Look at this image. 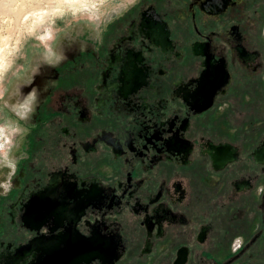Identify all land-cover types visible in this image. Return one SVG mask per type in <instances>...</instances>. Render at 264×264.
Returning <instances> with one entry per match:
<instances>
[{"label":"flooded vegetation","instance_id":"obj_1","mask_svg":"<svg viewBox=\"0 0 264 264\" xmlns=\"http://www.w3.org/2000/svg\"><path fill=\"white\" fill-rule=\"evenodd\" d=\"M96 27L26 70L25 116L1 103L0 264H264V0Z\"/></svg>","mask_w":264,"mask_h":264},{"label":"rangeland","instance_id":"obj_2","mask_svg":"<svg viewBox=\"0 0 264 264\" xmlns=\"http://www.w3.org/2000/svg\"><path fill=\"white\" fill-rule=\"evenodd\" d=\"M129 1L0 0V64L4 65L0 76V124L7 127L10 135V143L0 149L2 181L11 174L14 149L21 133L16 119L11 113L7 115L1 103L4 101L9 108L25 116L26 95L18 94L26 91V70L36 71L35 66L49 56V47L51 51L71 47L67 42L74 32H97L96 26L104 17ZM9 84L8 95L1 98Z\"/></svg>","mask_w":264,"mask_h":264},{"label":"clouds","instance_id":"obj_3","mask_svg":"<svg viewBox=\"0 0 264 264\" xmlns=\"http://www.w3.org/2000/svg\"><path fill=\"white\" fill-rule=\"evenodd\" d=\"M49 55H52V51L49 47L47 50ZM4 73V65L0 64V76ZM10 143V135L8 133L7 127L3 124H0V149H2L5 144Z\"/></svg>","mask_w":264,"mask_h":264},{"label":"bare ground","instance_id":"obj_4","mask_svg":"<svg viewBox=\"0 0 264 264\" xmlns=\"http://www.w3.org/2000/svg\"><path fill=\"white\" fill-rule=\"evenodd\" d=\"M43 39V38H42Z\"/></svg>","mask_w":264,"mask_h":264}]
</instances>
